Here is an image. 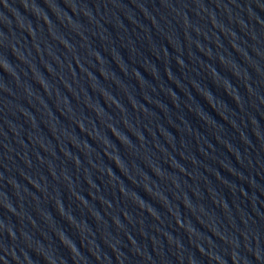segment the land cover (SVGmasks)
<instances>
[{
    "label": "water",
    "instance_id": "1",
    "mask_svg": "<svg viewBox=\"0 0 264 264\" xmlns=\"http://www.w3.org/2000/svg\"><path fill=\"white\" fill-rule=\"evenodd\" d=\"M0 264H264V0H0Z\"/></svg>",
    "mask_w": 264,
    "mask_h": 264
}]
</instances>
